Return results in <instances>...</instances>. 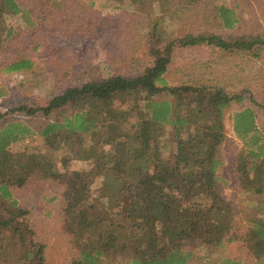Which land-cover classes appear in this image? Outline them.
I'll return each instance as SVG.
<instances>
[{"label":"trees","instance_id":"trees-1","mask_svg":"<svg viewBox=\"0 0 264 264\" xmlns=\"http://www.w3.org/2000/svg\"><path fill=\"white\" fill-rule=\"evenodd\" d=\"M107 1L131 4L133 10L140 11L156 3L160 13L169 17L181 8H205V0ZM213 8L212 18L224 28L235 26L238 19L233 9ZM21 10L18 0H0V45L10 37L4 14L18 15ZM157 25L150 31L152 61L140 73L86 79L54 94L44 107L20 103L7 111L28 116L41 111L48 120L36 133L49 139V150L55 148L68 154L67 158L90 161L91 167L58 173L50 165L54 161L51 154L46 157L48 166L34 154L11 151V143L35 133L31 124L10 121L1 126V257L6 250L18 247L17 264H46L44 246L27 234L31 231L22 220L25 211L17 206L11 190L39 177L57 180L63 186L62 229L69 238L68 264H244L241 258L221 250L234 241L242 243L254 260L251 264H264L260 109L246 105L240 94H230L224 88L168 85L164 77L175 46L205 44L258 57V44L264 45V39L256 34L229 41L202 32L174 37L159 47L164 34L156 31ZM32 66L23 58L10 62L4 71H24ZM232 101L241 104L232 114L233 130L243 144L236 159L238 187L252 198L241 232L231 203L219 189L224 109ZM4 115L0 113V117ZM171 144L173 150L164 156ZM99 177L104 181L94 190Z\"/></svg>","mask_w":264,"mask_h":264},{"label":"rangeland","instance_id":"rangeland-1","mask_svg":"<svg viewBox=\"0 0 264 264\" xmlns=\"http://www.w3.org/2000/svg\"><path fill=\"white\" fill-rule=\"evenodd\" d=\"M18 2L22 8L18 15L4 14L5 28L10 31V37L0 45V113H5L0 117V127L10 121L31 124L35 133L11 143V151L34 154L48 166L46 157L51 154L54 161L50 165L58 173L86 171L91 167V162L67 158L68 154L55 148L53 152L49 150V139L36 133L41 123L48 120L41 111L32 116L7 111L20 103L33 108L44 107L54 94L86 79H100L112 73L124 76L140 73L152 61L149 54L153 43L150 31L155 23H158L156 31L164 34L159 47L174 37L202 32L218 34L229 41L256 34L264 39V0H205L204 9L181 8L171 17L160 13L156 3L151 4L148 10L140 11L135 7L133 10L131 4L119 5L107 0ZM219 5L234 10L238 20L233 28H224L212 18L215 15L213 7ZM259 51V56L253 57L249 52L220 51L205 44L175 46L164 74L166 84H205L224 88L230 94H240L246 105L260 109L257 124L263 132L262 43L258 44ZM23 58L33 63L29 70L4 71L10 62ZM240 105L232 101L224 109L225 139L219 146L223 163L219 171V189L236 213L238 232L244 230L245 214L252 200L248 194L241 193L235 171L236 159L243 144L233 130L232 114ZM173 147L174 144L169 145L164 156ZM103 181V178H97L93 189L97 190ZM11 190L17 206L25 211L22 220L31 231L27 234L44 246L45 263L68 264L71 255L69 238L62 229V184L50 178L31 177L22 186ZM17 249L6 250L4 257L0 256V264H17ZM221 250L227 255L241 258L244 264L254 262L240 241L227 243Z\"/></svg>","mask_w":264,"mask_h":264}]
</instances>
